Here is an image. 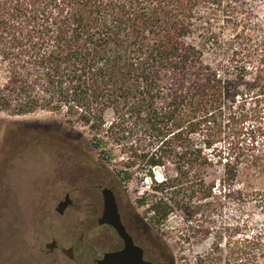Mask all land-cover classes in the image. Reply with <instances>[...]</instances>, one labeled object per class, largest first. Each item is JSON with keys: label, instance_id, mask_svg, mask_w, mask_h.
I'll use <instances>...</instances> for the list:
<instances>
[{"label": "trees", "instance_id": "1", "mask_svg": "<svg viewBox=\"0 0 264 264\" xmlns=\"http://www.w3.org/2000/svg\"><path fill=\"white\" fill-rule=\"evenodd\" d=\"M238 1L0 0V111L63 113L68 124L87 127L95 149L110 155L106 140L120 147L125 179L135 166L148 176L156 193L148 210L166 220L171 202L186 210L196 194L211 196L214 182L205 193L199 177L214 164L204 150H218L228 125L247 119L237 112L243 97L264 96V39L254 37V15L235 12ZM235 41L249 48L254 71L233 64ZM263 132L260 122L249 132L240 127L217 151L227 156L222 184L238 179L240 162L245 183L257 171ZM243 191L246 200L264 197L261 189ZM257 241L264 261V236Z\"/></svg>", "mask_w": 264, "mask_h": 264}, {"label": "rangeland", "instance_id": "2", "mask_svg": "<svg viewBox=\"0 0 264 264\" xmlns=\"http://www.w3.org/2000/svg\"><path fill=\"white\" fill-rule=\"evenodd\" d=\"M232 5L241 16L248 12L254 15L251 23H256L260 29L254 31V37L264 39V0H240ZM225 36L231 37L232 33L226 31ZM231 49L236 50L234 54L228 52L235 60L233 64L245 65L250 70H255L257 64L248 63L251 61L246 58L249 48L245 43L235 41ZM252 77L248 75V79ZM243 98L246 100L245 105L237 112L247 115V119L243 123L236 121L228 125L224 134L230 139L223 136L218 140L215 144L218 150H204L205 157L214 164L206 167L199 177L205 180V187L202 189L205 193L206 187L214 182V186L210 188L211 196L201 199L196 194L184 208L186 210H179L171 202V213L166 220H158L148 210L155 200L153 195L156 194L148 176L135 166L128 168L131 179H125L123 171L126 169L123 165L126 154L121 152L120 147L117 148L106 140L104 147L112 149L110 155L95 149V140L87 127L77 123L68 124V118L63 113L41 111L16 116L0 111V216L9 209L8 204H19L21 216L25 222H33L29 225L40 237L45 224L49 225L52 220L41 224L40 219L52 213L55 215L54 208L67 191L63 188V183L57 181L55 166L52 168L47 158L63 153L70 157L79 154L86 167L91 165L100 168L103 175L108 177V182L118 187L135 213L161 239L174 264H264L257 241L260 236H264V197L260 195L246 200L243 193L245 186L264 190V132L256 138L257 171L248 177L246 183L245 174L242 173L244 162H240L238 179L233 183L229 182V185L222 184L220 181L225 179L222 166L227 156L224 154L222 159L216 156L217 151H226L232 138L236 140L240 127L244 132H249L259 122L262 125L264 123V96L250 94ZM240 100L238 97L237 101ZM253 117H258V121H254ZM234 168L236 167L233 165L228 168L232 175ZM168 169V176L175 177L172 167L169 166ZM191 176L197 178L192 173ZM156 178L158 181L163 179L159 168L154 169V179ZM14 184H17L16 190ZM186 189L187 192L190 191V188ZM216 196L221 197L220 200ZM193 210H197V213L192 215L190 213ZM74 212L76 211L71 210L68 213ZM71 221L70 219V228ZM20 231L18 239L13 237L12 245L18 240H29V236L24 237L22 230ZM12 264L20 263L14 259Z\"/></svg>", "mask_w": 264, "mask_h": 264}, {"label": "flooded vegetation", "instance_id": "3", "mask_svg": "<svg viewBox=\"0 0 264 264\" xmlns=\"http://www.w3.org/2000/svg\"><path fill=\"white\" fill-rule=\"evenodd\" d=\"M71 156L63 153L47 158L52 168L55 166L56 179L63 183L67 190L64 197L69 196L71 204L63 214L58 213L63 197L54 208L55 215L40 219L41 224L52 219L49 225L45 224L40 237L30 227L33 222H25L21 216L19 204H8L9 209L0 216V264H12L14 259L20 264H101L105 255L125 253L130 243L140 264H174L161 239L135 213L118 187L108 182L100 168L86 167L82 155ZM14 188L17 189V184ZM103 189L113 194L117 218L106 213ZM71 210L76 212L68 213ZM20 230L29 240H18L12 245Z\"/></svg>", "mask_w": 264, "mask_h": 264}, {"label": "water", "instance_id": "4", "mask_svg": "<svg viewBox=\"0 0 264 264\" xmlns=\"http://www.w3.org/2000/svg\"><path fill=\"white\" fill-rule=\"evenodd\" d=\"M102 194L105 201L106 213H109V216H114L117 218L116 212V204L113 194L110 190L103 189ZM71 204L69 196L64 197L58 207L57 212L63 214L65 209ZM130 243V242H129ZM132 248V244L130 243L128 246V250L119 255H105V259L101 264H140L139 256L136 255L135 249ZM71 252L67 251V254Z\"/></svg>", "mask_w": 264, "mask_h": 264}]
</instances>
